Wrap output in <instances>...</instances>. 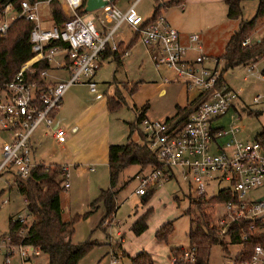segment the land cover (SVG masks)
Returning a JSON list of instances; mask_svg holds the SVG:
<instances>
[{
	"label": "built area",
	"instance_id": "obj_1",
	"mask_svg": "<svg viewBox=\"0 0 264 264\" xmlns=\"http://www.w3.org/2000/svg\"><path fill=\"white\" fill-rule=\"evenodd\" d=\"M51 1L31 3L22 0L20 11L8 4L0 12V32L3 33L18 17L35 23L30 33L33 59L0 87V129L8 131L11 136L10 142H5L0 149V172L15 170L22 177L29 174L35 165L31 160L30 146L33 132L40 125H54L55 113L71 84L85 82L91 92L97 91V84L92 79L103 63L101 53L108 45L113 51H118L119 42L113 40V35L126 23L137 40L150 47L155 65L174 70L173 79L186 78L187 91L194 95L189 103L194 104L193 111L184 124L178 125L175 119L151 122L145 118L142 121L148 146L156 152L162 167L137 175L139 186L136 192L144 195L147 188L161 178H174L177 170L184 180L190 178L189 185L199 195L206 193L209 182H225L234 200L220 204L224 209L216 221L220 233L225 234L229 225L238 220H249L250 229L264 233V194L246 198L250 191L264 185V148L255 139H241L238 128L228 129L218 123L233 106L232 90L223 78V60L203 54L200 46L199 53L192 59L188 58L179 31L162 13L143 26L135 12L140 0L126 10L115 6L114 0H106L108 4L101 9L108 22H115L111 29L104 26L98 29L93 18L78 13L83 0H64L73 17L60 24L44 25L46 18L43 10ZM164 1L156 3L160 5ZM11 12L14 16L9 21ZM191 38L196 41L198 37L194 34ZM249 42L246 39L243 44ZM127 52L124 49V55ZM41 61H47L50 66L54 63L53 70L67 72L68 79L52 80V68L41 70L35 77L37 71L34 65ZM253 68L254 64H251ZM54 134L59 142L65 140V129L56 126ZM64 176L67 188L69 174L65 167ZM19 220L26 222L22 216ZM242 238H247L245 233H242ZM16 248L11 244L9 235L0 238V252L6 251L2 264H11V255ZM195 251L192 247L173 255L172 263L194 264ZM26 253L23 251V255ZM239 264H264V246L256 245L251 259Z\"/></svg>",
	"mask_w": 264,
	"mask_h": 264
},
{
	"label": "rangeland",
	"instance_id": "obj_2",
	"mask_svg": "<svg viewBox=\"0 0 264 264\" xmlns=\"http://www.w3.org/2000/svg\"><path fill=\"white\" fill-rule=\"evenodd\" d=\"M135 1L114 0L113 4L126 10ZM190 2L191 0H185L184 5L163 8L162 14L166 20L180 22L183 30L189 34L198 35V42L202 45L201 52L203 54L221 57L227 42L223 40L220 33L232 28L237 30L241 21H250L257 13L259 0H243L242 16L237 19L225 17L223 23H216V20H218V16L224 17V14L222 13L221 16L219 12V7L224 4L218 5V8H209L202 3L189 5ZM156 5L155 0H140L135 7L138 18L142 20L150 18ZM185 5L186 7L189 5L191 12L183 16L186 11H183ZM47 14L50 15V12ZM86 15L95 20L98 29L103 26L106 29H111L115 24V22L106 20L102 9L88 12ZM8 20H12L9 15ZM132 34L131 28L123 23L114 33L113 40L117 43H128ZM263 37L264 16L257 20L249 39L253 43ZM132 40L135 41L136 38L134 37ZM194 48L191 43L190 49ZM253 64V69L249 64L227 68L223 72L224 81L233 93V106L225 117L218 120V123L228 129L238 128V136L244 141H253L264 127V58ZM54 67L53 63L51 70ZM68 76V73L63 70L50 71L52 80L66 81ZM174 77V70L165 66L157 67L147 46L136 40L133 46L128 49L127 54L123 56L121 66L117 67L112 57L103 59V63L92 79L97 84V92H90L89 86L85 82L74 83L67 88L62 99L65 103L67 99L75 98L76 106H80L81 109L85 104H95L101 97L106 99L108 94L115 95L118 91V94H122L125 99L119 109L108 115L109 137L113 141L111 144H126L129 140L140 142L144 133V125L142 122L135 123L139 109L144 105L149 106L145 112V118L151 122L173 120L177 114V107H187L193 99V93L187 91L186 78L173 79ZM132 83L139 84L137 90L131 95L126 88L131 87ZM68 106L71 107L72 104H68ZM99 106L97 105L96 108ZM68 112L69 109L63 105L59 109V114L62 117ZM130 124H133V131L130 130ZM61 125L64 127V124ZM45 130L46 128L40 125L32 134L33 142L38 145L36 160L57 163L58 161L54 158H58L61 154L60 149L52 140H46L41 136ZM10 140V133L0 129V149L5 142H10ZM61 155L63 157V154ZM149 171V168L142 171L139 165L133 164L120 173L117 182V211L111 224H108L109 226H100L105 215L102 202L87 218H79L76 221L72 242L90 241L95 243L78 264H134L132 259L142 253L148 256L152 264H172L173 249L190 248L188 237L190 216L186 214V211L190 207V197L191 199L198 198L200 195L193 189V186L189 185L190 178L184 180L177 170L174 178L165 179L163 177L150 186L148 189L150 194L144 199L136 192L139 186L137 175H143ZM8 178L14 179L4 171L0 172V190H5L4 195L0 198V234L6 233V235L9 231L10 217L18 219L27 215L22 195L15 187L11 190L7 189ZM79 181L70 177L71 187L75 193L68 194L70 189L61 193L64 220H71L89 209L88 192L85 185ZM227 186L228 184L225 182L211 181L207 185L206 195L207 197L214 196L220 189ZM258 194H264V185L250 191L246 198L255 197ZM3 199H6L7 202L2 203ZM223 210L221 205H215L212 208L214 222L217 221ZM193 214H197V212L194 211ZM29 219L25 224H29L32 220L31 217ZM139 220L146 223V228L142 233L137 234L134 225ZM107 223L108 221L104 222V224ZM169 223L173 225V232L167 239L159 238L158 231ZM118 232L119 234H117ZM222 240L227 250L221 242L213 245L208 264H234L235 257L242 250V245L232 244L227 236H224ZM23 250L28 251L29 258L21 256ZM5 255L4 249L0 252V264H2ZM48 262V254L40 250H32L30 246L17 247L11 257V264H47Z\"/></svg>",
	"mask_w": 264,
	"mask_h": 264
},
{
	"label": "trees",
	"instance_id": "obj_3",
	"mask_svg": "<svg viewBox=\"0 0 264 264\" xmlns=\"http://www.w3.org/2000/svg\"><path fill=\"white\" fill-rule=\"evenodd\" d=\"M22 0H0V12L5 6L11 4L16 11H20ZM33 3L38 0H28ZM83 6L78 9L79 14H86ZM159 0H156L158 2ZM243 0H225L227 5V17L237 19L242 16ZM185 0H165L163 4L156 5L150 18L143 22V26L152 22L163 8L180 6ZM49 12L54 24H60L65 20L73 17L68 4L64 0H53L49 4ZM264 16V0H259L256 15L250 21H241L237 30L229 37L225 51L221 57H216L224 61L223 72L227 68L239 65H249L262 59L264 55V37L260 41L243 44L252 34L257 20ZM33 21L26 20L24 17H18L11 23L6 33L0 32V87L8 83L20 71L23 65L28 64L33 59L32 44L30 33L34 28ZM137 39V37H135ZM250 40V39H249ZM136 42L131 41L125 45L119 43L118 51H113L108 45L105 51L101 53L103 59L112 57L117 67L123 64L124 49H130ZM36 67L35 77L41 70L50 69V63L41 61L34 65ZM139 83H132V86L126 90L132 95ZM126 87V86H125ZM116 96V97H115ZM122 94L116 91L114 96L106 97V106L110 112L119 109L124 103ZM148 105H144L137 111L136 122H142L145 119V112ZM194 104L187 107H177L175 119L178 125H182L188 119L193 111ZM172 120V119H167ZM130 130L133 131V124H130ZM130 138V137H129ZM255 140L264 148V127L259 132ZM139 165L141 170L161 168L162 163L158 160L156 152L153 151L146 141V136L142 134V141L135 142L129 140L126 144H110L108 148V167H109V187L101 190L99 196L89 204V210L82 215H76L71 220L63 219V210L61 205V193L66 189L64 186L65 176L64 167L59 164H35L26 177H22L17 171L12 170L14 175L15 186L18 192L25 197L26 219L32 220L29 224L20 222L19 218H9L8 234L11 244L16 247L30 246L32 250H40L49 256L47 264H78L79 261L94 247L95 243L87 241L83 243L72 242V236L75 232V223L79 218H87L103 203L105 215L100 226L110 224L117 211L116 195L118 193L117 182L120 173L129 165ZM147 188L144 194L146 199L150 193ZM234 200V195L230 187L220 189L214 196L207 197L206 193L201 194L198 198L190 197V207L186 214L190 216L189 243L190 248H195V263L208 264L211 248L213 245L221 242L227 250L222 239L227 236L232 244L239 243L242 245L241 252L235 257L234 263L239 264L249 261L254 252L256 245L264 246V233L253 231L249 228L250 221L238 220L229 225L225 234L220 233L216 222L213 221L211 213L215 205L224 204ZM196 211L197 214H193ZM107 224H104V222ZM213 221V222H212ZM213 224V225H212ZM146 228L144 221H137L134 230L137 234L142 233ZM173 232V225L167 224L158 231V237L167 239ZM245 233L247 238H242ZM185 249H173V255H179ZM24 251V250H23ZM21 256L29 258L28 251ZM14 253L11 255V257ZM134 264H152L151 260L144 253L132 259ZM175 264V263H172ZM190 264V263H176Z\"/></svg>",
	"mask_w": 264,
	"mask_h": 264
},
{
	"label": "crops",
	"instance_id": "obj_4",
	"mask_svg": "<svg viewBox=\"0 0 264 264\" xmlns=\"http://www.w3.org/2000/svg\"><path fill=\"white\" fill-rule=\"evenodd\" d=\"M224 2L225 0H196V1L191 0L189 5H193L195 3L198 4L202 3L208 6L209 8H213V7L218 8L219 7L218 5L224 4L223 6L221 5L222 7H219L220 15L222 16L223 13L224 17L218 16L219 18L218 20H216V23H223L225 22L223 21L224 18L225 17L227 18V5ZM184 4L185 2L182 5ZM189 5H187V7L185 5L183 11L188 10V13H186L185 11V13H183V16H186L191 12V9L188 7ZM12 10L14 11L13 8ZM48 12H49V7H45V9L43 10V16L46 18L43 22L44 25H49L53 23L52 17L47 14ZM9 16L10 17L14 16V12H11ZM139 20L141 22L145 21L140 18ZM167 21L179 31L181 43L187 48L188 58L191 59L194 58L199 53L198 46H200L202 50V45L198 42L199 40L198 35H197L198 37L197 40L193 41L191 36L194 34L191 35L188 32L184 31L180 22L169 21V19H167ZM233 29L234 28L227 29L224 33H220L224 41L225 40L226 42L228 41L231 34L235 31ZM134 37L135 36L132 34L130 41L128 43L125 42L123 43L125 45L129 44ZM257 41L259 42L260 39H258ZM191 43H193L195 47L193 50L190 49ZM147 49L150 55L154 57V54L151 51L150 47H147ZM108 96H114V95L108 94ZM99 97H101V94H99ZM68 104H72V106L70 107L68 106ZM76 104L77 101H75V98H73L72 100L67 99L65 103H63V99H62L61 105L59 106V108L55 113L54 125H52L51 127L43 125L46 128V130L41 133V136L44 137L46 140L50 139L52 140V142L57 144L58 148L60 149L59 151L61 152V154H63V157L60 154L58 158H54L56 159V161H58L57 163H53V162L46 163L44 161L38 162L35 156L38 149V145L34 143L31 138V142H30L31 152H33L34 154L33 155L31 153L32 155L31 160L34 164H46V165L59 164L62 167L67 168L69 174V176L67 177V182L69 183V186L66 189H70L68 194H70V192L75 193V191L71 187L70 177L77 179L78 181L80 180L79 182L85 185L86 191L88 192L87 200L89 205L91 201H93L95 198L99 196L101 190L107 189L110 184L109 167H108V148L113 141L109 137L110 132H109L108 115L111 112L108 110L106 106L105 97H101L95 104H85L81 109L80 106H76ZM62 105L67 107V109H69V112L66 115H63V117L61 114H59V109L61 108ZM97 105L100 106L96 108ZM61 124H64V127ZM56 126L63 128L66 131L65 140L63 142H59L55 137L54 129ZM1 155L2 154L0 152V156ZM0 159H2V156L0 157ZM4 172L10 174L14 178V175L10 170ZM14 180L15 179L11 180L8 178L7 181L8 190H11L13 187L16 188ZM4 191H5L4 189L0 190V198L4 195ZM142 196L144 197V195ZM22 197L24 199L25 204H27L25 197L24 196ZM6 202H7L6 199L2 200V203H6ZM99 205L100 204H98V207ZM25 217L28 216L26 215ZM117 234H119V232ZM5 235L6 233L0 234V238L4 237ZM180 249H185V248H180Z\"/></svg>",
	"mask_w": 264,
	"mask_h": 264
},
{
	"label": "water",
	"instance_id": "obj_5",
	"mask_svg": "<svg viewBox=\"0 0 264 264\" xmlns=\"http://www.w3.org/2000/svg\"><path fill=\"white\" fill-rule=\"evenodd\" d=\"M108 4L106 0H86L84 11L86 13L103 8Z\"/></svg>",
	"mask_w": 264,
	"mask_h": 264
}]
</instances>
